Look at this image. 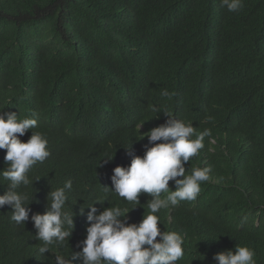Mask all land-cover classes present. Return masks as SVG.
<instances>
[{
    "label": "trees",
    "instance_id": "obj_1",
    "mask_svg": "<svg viewBox=\"0 0 264 264\" xmlns=\"http://www.w3.org/2000/svg\"><path fill=\"white\" fill-rule=\"evenodd\" d=\"M0 110L35 116L51 153L20 189L34 194L25 225L0 208V264H50L55 254L39 253L31 220L45 213L39 191L71 180L78 214L113 199L105 187L130 164L125 148L143 156L152 145L140 133L165 123L163 112L214 140L184 164L189 174L211 168L197 199L157 213L170 227L162 230L186 234L177 263L216 264L238 244L264 264V0H243L239 12L221 0H0ZM7 190L0 178V195ZM151 198L135 208L139 218ZM85 237L53 251L80 252Z\"/></svg>",
    "mask_w": 264,
    "mask_h": 264
},
{
    "label": "clouds",
    "instance_id": "obj_2",
    "mask_svg": "<svg viewBox=\"0 0 264 264\" xmlns=\"http://www.w3.org/2000/svg\"><path fill=\"white\" fill-rule=\"evenodd\" d=\"M221 6L229 12H239L243 0H221ZM161 95L167 97L170 94L163 90ZM152 110L158 111L155 106ZM163 113L167 116L165 123L140 133L138 140L146 136L152 145L145 148L143 156L133 153L132 144L124 147L131 157L130 164L116 166L111 176L112 187H105L112 191L113 199L110 196L103 201L98 199L96 207L88 204L90 210L83 214L82 207L81 214H78L73 210L79 198H68L70 191L71 194L75 192L71 180L65 181L62 187L55 185L39 191L36 199L42 196L41 211L45 213H34L31 220L36 229L34 238L42 242L39 253L42 256L49 251L55 254L50 264H73L77 260L80 264H178L184 257L186 234L162 230L170 227L162 226L157 213L170 211L181 201L197 199L201 184L211 179V168L194 167L189 174L184 164L204 149L205 138H209L210 144L214 140L210 129L197 133L193 121L186 123L169 112ZM37 126L35 116L21 119L15 112L0 110V150H5L6 164L0 171V178L7 182L8 188L0 195V208L9 205L11 220L18 225H25L29 220V205L34 198V194L30 197L20 189L33 185L28 173L51 155L47 138L43 133L33 131ZM29 130L32 134L23 142L20 137ZM113 158L108 156L102 160L110 162ZM173 181L175 190L169 188ZM147 196L152 197L146 203L148 213L139 218L135 208ZM113 200L123 205H116ZM33 205L39 210V202L35 200ZM139 219L142 220L137 224ZM167 222L170 226L169 217ZM81 235L86 237L81 242L80 252L64 255L53 251V247L63 248L71 236ZM255 256L253 248L236 244L234 249L215 254L214 260L216 264H257Z\"/></svg>",
    "mask_w": 264,
    "mask_h": 264
}]
</instances>
